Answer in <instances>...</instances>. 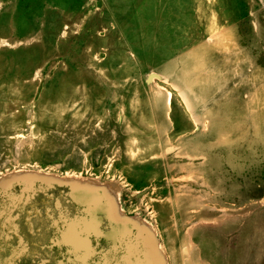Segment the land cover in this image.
<instances>
[{
    "label": "rangeland",
    "instance_id": "rangeland-1",
    "mask_svg": "<svg viewBox=\"0 0 264 264\" xmlns=\"http://www.w3.org/2000/svg\"><path fill=\"white\" fill-rule=\"evenodd\" d=\"M0 264H264V0H0Z\"/></svg>",
    "mask_w": 264,
    "mask_h": 264
},
{
    "label": "crops",
    "instance_id": "crops-1",
    "mask_svg": "<svg viewBox=\"0 0 264 264\" xmlns=\"http://www.w3.org/2000/svg\"><path fill=\"white\" fill-rule=\"evenodd\" d=\"M90 221L91 222H93V223H97V221L96 220H94V219H90ZM80 222H83V221H80ZM100 225H101V222H98ZM85 223H83L82 225H84ZM75 232H76V228L74 227V224L72 223V222H66V224L64 225V227H63V234H64V237H67V234L66 233H72V235L71 236H73L74 237V239H72L71 241H73V242H68L69 244V246L72 248V249H74L76 246H78V247H82V246H84V247H86V246H88V243L86 242V241H84V240H81V239H79V238H76V236H75ZM89 236H91V234H89ZM76 238V239H75ZM90 240V239H89ZM90 243H91V240H90ZM94 250H95V248H94ZM87 260L88 259H91V257H89V258H86Z\"/></svg>",
    "mask_w": 264,
    "mask_h": 264
}]
</instances>
